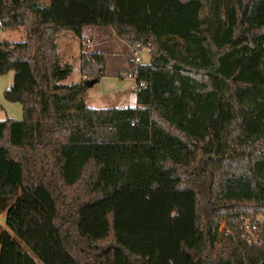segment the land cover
<instances>
[{
	"label": "trees",
	"instance_id": "1",
	"mask_svg": "<svg viewBox=\"0 0 264 264\" xmlns=\"http://www.w3.org/2000/svg\"><path fill=\"white\" fill-rule=\"evenodd\" d=\"M92 26L149 49L135 106H86L106 57L83 45L61 83L58 34ZM18 29L0 40L23 111L0 120V264H264L239 228L264 214V0H0Z\"/></svg>",
	"mask_w": 264,
	"mask_h": 264
},
{
	"label": "rangeland",
	"instance_id": "2",
	"mask_svg": "<svg viewBox=\"0 0 264 264\" xmlns=\"http://www.w3.org/2000/svg\"><path fill=\"white\" fill-rule=\"evenodd\" d=\"M42 4L49 0H40ZM83 44L72 30H62L56 39L57 52L62 58L63 64L70 66V73L61 81L64 84L78 83L82 75L79 68V55L81 45L85 51H101L106 57L105 74L93 85L87 86L83 94L86 106L90 108H109L135 106V90L138 87L135 77H129V60H134L136 55L141 61H148L149 49L143 48L139 52L130 50V45L120 40L109 26H92L85 30ZM23 29L8 31L0 30V40L10 42L23 40ZM14 73L9 71L0 75V120L8 118L21 119L23 116L22 105L19 102L8 101L4 92L13 84ZM5 214H0V233L7 229L4 223ZM246 223L251 225L247 230ZM225 227L224 220L219 224L218 232ZM244 237L250 241L264 239V214L244 215L239 225Z\"/></svg>",
	"mask_w": 264,
	"mask_h": 264
},
{
	"label": "built area",
	"instance_id": "3",
	"mask_svg": "<svg viewBox=\"0 0 264 264\" xmlns=\"http://www.w3.org/2000/svg\"><path fill=\"white\" fill-rule=\"evenodd\" d=\"M141 60H140V58L136 55V57H135V59H134V66H135V68H136V64L138 63V62H140ZM135 68L133 69V70H130L129 72H128V76L129 77H133L134 76V71H135ZM140 85H142V83H140ZM246 228H247V230H249V229H251V225L250 224H248V223H246Z\"/></svg>",
	"mask_w": 264,
	"mask_h": 264
},
{
	"label": "water",
	"instance_id": "4",
	"mask_svg": "<svg viewBox=\"0 0 264 264\" xmlns=\"http://www.w3.org/2000/svg\"><path fill=\"white\" fill-rule=\"evenodd\" d=\"M97 81V78H92L86 81L87 86L93 85ZM5 219V218H4Z\"/></svg>",
	"mask_w": 264,
	"mask_h": 264
},
{
	"label": "crops",
	"instance_id": "5",
	"mask_svg": "<svg viewBox=\"0 0 264 264\" xmlns=\"http://www.w3.org/2000/svg\"><path fill=\"white\" fill-rule=\"evenodd\" d=\"M6 33H8V31H5ZM135 68V66H134V64H130V69H134ZM135 97H136V95H135Z\"/></svg>",
	"mask_w": 264,
	"mask_h": 264
}]
</instances>
